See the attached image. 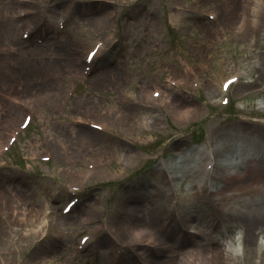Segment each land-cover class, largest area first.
Segmentation results:
<instances>
[{"label": "rangeland", "instance_id": "obj_1", "mask_svg": "<svg viewBox=\"0 0 264 264\" xmlns=\"http://www.w3.org/2000/svg\"><path fill=\"white\" fill-rule=\"evenodd\" d=\"M6 1L0 0L1 27L6 23L9 24V20L18 8L17 4L7 6ZM32 1L36 5L37 2L43 4L45 2V0ZM50 1L52 2V0ZM89 1L85 0L84 2ZM104 1H111L112 6L109 5L103 12L105 19L108 18L109 22L99 25L101 28L99 31H96L97 25L106 22L105 20L97 25H89L87 20H84L88 17L85 14L87 12H78V20L75 18L76 16L68 17L67 30L54 35V37H52L53 34L49 37L50 31H48L41 44L21 42L19 39L20 26H17L12 36L6 35L5 39L4 36L0 37V129L3 128L0 137L2 133L13 126L20 115L17 113L12 122L8 117L11 114L8 112L7 106L10 105L9 100L12 96H21L41 90L43 92V89L49 87L44 82L49 76L56 79V75H58L57 82L59 84L60 81L61 84L59 90L55 87V90H50V92L56 93V96L53 97L56 99V103L54 105L50 103L46 107H36L34 110L36 122L17 140L12 150L5 156L9 161L24 162L27 168H25L26 171L17 168L0 171V201L5 199L3 200L5 206H0V215L8 219L9 214L12 213L14 223L12 221L10 224L14 227L18 226L17 234H20L24 228L22 226L23 219L34 216L37 208L50 206L52 209H56L64 202L67 197L64 193L58 192V186L62 185L63 181L69 183L75 181L82 160L100 154L116 157L117 154L112 153V150L116 151L120 145L117 138L125 140V144L129 148L135 149V146H138V141H145L152 136L153 129L150 126L147 127L150 130L144 131L142 135H137V129L134 133L125 131L121 121L114 123L109 131L97 134L99 139H108L110 146L108 144L90 146L89 139L75 138L77 132L74 130L91 133V129L77 128L70 124L69 115L72 117L77 116L78 113L88 112L90 109L116 106L119 103L120 92L141 93V91L153 87L164 86V97L151 104L149 110L140 107L141 109L132 111L136 115L135 126L141 130L147 122L149 124L152 122L155 125L168 123L170 128L168 133L173 134L180 131L181 134L178 136L175 133L176 137L171 138L162 150L159 147L154 149L152 145L149 149L153 152L151 156L143 153L139 159L127 167H118L113 163L109 167L96 170L86 183L72 216L63 217L40 228V231L30 237L27 248L31 250L33 246H36L41 236L47 238L51 235L56 237L50 240L56 246L51 251L45 252L46 255L40 259L35 258L32 253L26 252L24 264L43 263L50 259L54 261L53 264H113L109 242L100 244L98 247L91 246L92 248L83 254L74 251L80 217L86 215L89 219L99 217L103 227L108 225L114 228L117 221H120L119 218L123 221V216L114 215L115 210H119L123 205L126 206L124 200L127 197L141 195L143 192H146L147 195L153 194L156 192V187L163 189L162 179H157L158 175L148 173V170L159 161L170 163L176 168L175 173L182 176L181 179L175 181L180 194L177 212L183 213L185 209L192 206L198 208L200 202L195 199L193 193L194 179L183 175L187 169L190 170L192 165H197L196 162L200 161L198 153L191 152V150L210 147L211 143L217 144L219 147L230 143L233 139H237L236 143H240L241 139L235 138L239 133L263 138L261 131L255 127H237L238 125L233 127L232 125L238 124L239 119L264 123V110L260 111L256 108L257 100L264 96L257 97L254 92V88L264 80V10L260 16L261 23H256L254 25L256 28L252 29L253 26H249L251 16H247L246 20L242 18L240 9L236 8L237 0L231 17L221 13L222 8L219 0H135L134 4L125 7L120 6V3L125 0ZM241 1L238 0V8ZM67 2L68 0H63V6ZM261 2L263 3L264 0ZM183 4L190 5L191 9L187 12L182 11L181 5ZM23 6L31 8L32 19L37 21L45 19L42 15L46 16L44 13L48 12L49 22L52 24H55L58 14L63 12V6L47 10L42 6L31 4L29 1L25 2ZM193 6L200 12L196 11ZM140 8L143 11H139ZM91 9L99 8L91 7ZM202 11L214 12L217 15L216 20L214 22L197 20ZM164 17H167L168 29H165L163 24ZM240 22L243 25V33L237 37L234 35L233 27ZM258 27H261L260 30H256ZM113 31H116L115 41L111 40L108 45L104 46L105 56L102 60V62L109 63L111 59H117L109 70L112 72L98 73L88 79H83L77 95L71 100L68 109L64 112L59 111L60 101L57 100L59 95L57 93L59 91L62 94L74 77V74L68 73V70L66 73H61V70H66L68 63L67 61L63 65H59L65 58L61 56V52H58L61 42L74 43L72 40L75 38H83L80 42H76L75 46L72 45L74 47H71V50L66 51L68 55L70 52H74L73 58H76V62L78 61L80 66L84 48L105 32ZM129 32H131V36L126 38V34L128 35ZM57 44L59 47L56 48ZM12 46L17 53L10 57L11 53L7 50ZM233 66L240 70L244 90H234L235 87L230 94V104L225 109L213 110L211 102L219 98V94L216 88L213 91L211 86L221 76L230 72ZM194 72L201 73L204 77V87L202 86L195 93H188L185 89L169 88L164 83L165 78L189 80ZM118 73L120 75L116 80L114 75ZM111 77H114L115 80L106 79ZM199 99L210 100L208 108L204 112L192 116L184 127L177 125L176 112L201 104ZM137 106L143 105L138 104ZM49 110H54L56 116L46 118ZM227 132L229 133L226 135ZM44 136L49 139L53 155L55 152L58 155H54L48 163H36L32 161V158L40 151L38 138ZM160 136L163 141L164 134L161 133ZM175 143H180V145L175 146ZM55 145L61 150L57 151ZM174 147H178L177 151ZM80 150L82 154H80ZM161 151L162 153L158 155ZM240 153L238 148V151L235 150L230 157L236 158ZM106 190L109 194L108 197H106ZM244 197L248 198L247 195ZM166 199V196L156 198L158 203L164 202ZM3 207L5 211L1 210ZM140 207L146 214L150 213L152 209L148 201H143ZM199 208L204 210L202 207ZM230 222L227 218L220 220L217 225L227 226L231 224ZM141 223L143 224L133 228L149 227L146 222ZM200 223L202 224L201 229H205L204 223ZM194 224H198V222ZM236 228L237 226H235L234 234L237 238L240 236L241 239V231ZM189 229L196 231L194 226ZM172 231L174 235L177 229L170 230L169 233L172 234ZM258 238L259 240L264 238V228L258 234ZM119 239L123 240L122 237ZM197 239L200 237L198 236ZM16 240L18 239L16 238ZM163 254L162 252L161 256ZM130 259L133 258L129 257L128 249L122 264H129Z\"/></svg>", "mask_w": 264, "mask_h": 264}, {"label": "bare ground", "instance_id": "obj_2", "mask_svg": "<svg viewBox=\"0 0 264 264\" xmlns=\"http://www.w3.org/2000/svg\"><path fill=\"white\" fill-rule=\"evenodd\" d=\"M73 1L75 2L76 12H84V10L88 8L87 6L99 8L97 10L93 9L92 16L84 19L87 20L89 25H97L99 22L105 20L103 12L109 7V3H103L101 0H90L89 2H84L85 0ZM219 1L222 8L221 13L231 17L236 7V0ZM252 1L254 2H250L249 4L248 2H245L242 4V8L245 15L251 16L249 19V26L252 25V29H255L256 27L254 25L258 22L261 23L260 16H262V10H264V2L262 3L261 0ZM15 3V0L6 1L7 6H12ZM45 6L48 10H53V8H56L57 6H63V0H52L50 3L46 0ZM64 7L65 5L63 8ZM236 8L240 9V6L238 8V0ZM106 22L109 21L106 20ZM6 24L3 27L0 26V37L4 36V39L6 35L12 36L17 28V23L13 20H9L7 26ZM260 28L261 27H258L256 30H260ZM98 29L99 28L97 27V30ZM81 39L75 38V40H72L74 43L62 41L60 44V49L62 51L58 49V52H61V56L65 58L62 59V63L60 62V64H56L63 65L68 61L66 70L70 67L73 69L76 64V58H73L75 54L72 51L73 53L70 52L68 55L66 54V51L71 50L70 48L74 47L76 42H80ZM110 72L112 71L108 70L103 74ZM119 75V73L114 75L116 80L119 78ZM113 78L114 77L106 79L115 80ZM44 82L53 85L54 78L45 79ZM243 86L244 85L238 87L237 90H244ZM10 108L14 112L19 109L16 106ZM118 109L119 111H122L119 107ZM251 125L257 128L258 131H261L263 138H260L259 136H245V134L239 133L235 138L239 137V139H241L240 143H236L238 142L237 139H233V143L227 144L223 147L214 148V150H211L207 154L210 156L208 160H215L212 166L215 167V170L208 176L210 186L205 198V205L208 206V208H211L212 213H214V211L216 212L211 216L212 218L209 219L213 224L212 228H209L210 231L201 229L202 224L200 222H206L208 219L202 215L204 212H202L201 209L193 206L185 209L184 212H186L177 217L180 219V223L178 224L175 221H173L172 224V219L167 220L163 218L161 213L162 206L159 207L155 197L165 196L166 190H161L160 187H156V192L153 194L147 195L146 192H143L141 195L129 196L124 200L126 206L123 205L119 210H115L114 215H122V212H124L127 217L123 216V221L120 218V221L116 220L117 225L114 226L115 228L109 230L110 237L108 235H103L105 238L104 241L109 242L111 238L115 240L118 236L128 237L132 242V246L135 247L134 251L141 260L130 259L129 264H264V247L258 243V233L264 228V125ZM239 126L248 127L249 124L241 119L240 122H238L237 127ZM76 132L75 138L89 137L88 133L83 130H78ZM228 133L229 132H227L226 135ZM91 142L108 144V146H110L107 140H101L98 142L93 135ZM175 145H178V143H175ZM55 148L57 151L61 150L60 147H57L56 145ZM238 148L241 153L236 157L239 158V160L235 161L236 158H231L230 156L235 150L238 151ZM193 151L198 153L199 149L193 148L191 152ZM204 152L205 150L203 149L201 153L204 154ZM81 153L82 152L80 151V154ZM197 155L201 156L200 152ZM172 169L175 171L176 168L172 167ZM231 170L233 173L230 172ZM151 172L155 175L160 174L165 177V182L166 177L169 174L168 167L164 162L158 163L151 169ZM186 175H190V171L186 170L184 176ZM175 176L176 179L181 178L180 175ZM213 182H215L216 185L213 186ZM245 195H247L248 198L244 197ZM3 200L5 199L0 201V206H5V201ZM143 201H148L152 208L151 212L148 214H146L140 207ZM124 207H126V209H124ZM1 210L5 211V208L3 207ZM227 218L231 223H235L237 228L240 229L241 239L240 248L236 250L235 254L229 253L228 255H224L218 253V249L221 240L228 235H224V232L218 227H216L215 231L217 234H213V232L214 225L219 220ZM9 220L14 223V218L11 213L9 214ZM141 222H146V224L149 225V232L142 238L138 237L137 233L132 235L131 232V230H134L133 227L142 225L143 223ZM195 222H198V224H194ZM191 226H194L196 229L194 233H190L191 230H186V227L188 228ZM174 227L175 229L177 227V229L184 234L183 238H178L179 231L177 233L175 232V236L173 235V231L172 234L169 233L170 230H174ZM180 227H185V231L180 230ZM138 228H135V230ZM197 236H199L200 239H197ZM144 240L148 242L146 243ZM0 245L1 247L4 246L3 238H0ZM162 252L164 254L161 256ZM111 253L114 255L112 251ZM39 254L40 251L36 253V255ZM180 255H183V263L178 262V257Z\"/></svg>", "mask_w": 264, "mask_h": 264}]
</instances>
